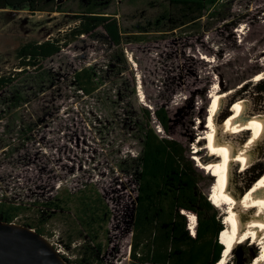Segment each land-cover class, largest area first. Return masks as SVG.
I'll use <instances>...</instances> for the list:
<instances>
[{
  "label": "rangeland",
  "instance_id": "374dc122",
  "mask_svg": "<svg viewBox=\"0 0 264 264\" xmlns=\"http://www.w3.org/2000/svg\"><path fill=\"white\" fill-rule=\"evenodd\" d=\"M75 10V3L68 4L66 13L0 10V76L19 70L16 50L21 45L62 39L57 54L39 61L41 70L29 68L15 78L12 89L0 91V200L35 204L52 198L58 188L75 192L92 184L111 211L105 262L135 264L129 258L137 192L132 161L141 150L142 108L152 113L165 108L168 135L153 117L156 132L188 148L198 168L210 175L198 165L204 155L195 150L209 130L212 92H245L264 113V82H252L264 70V0H219L200 26L150 33L140 42L123 35L121 54L100 27L73 37ZM158 11L153 0H114L107 9L117 13L126 33H135V26ZM90 66L102 86L85 96L72 75ZM239 136L242 141L247 134ZM258 146V163L244 172L233 168L241 191L264 171V139ZM207 177L200 186L209 195ZM210 202L224 222L228 203ZM23 220L25 216L18 218ZM49 225L57 234L46 241L57 254L71 256L59 243L61 226ZM256 245L254 240L237 244L225 264H250L256 250L259 254Z\"/></svg>",
  "mask_w": 264,
  "mask_h": 264
},
{
  "label": "trees",
  "instance_id": "16d2710c",
  "mask_svg": "<svg viewBox=\"0 0 264 264\" xmlns=\"http://www.w3.org/2000/svg\"><path fill=\"white\" fill-rule=\"evenodd\" d=\"M153 1L159 11L144 24L135 26V33L123 32L116 19L117 13L107 12L109 2L114 0H0V10L66 13L68 4L75 3L76 10L72 13L78 25L71 35L76 38L91 34L100 27L118 49L117 53L121 54L123 35L132 34L127 39L140 42L150 33L164 34L200 26L202 18L212 12L219 0ZM61 42L62 39L57 38L21 45L16 50L19 70L0 76V91L12 89L15 78L28 74L29 68L41 70L39 61L57 54L62 47ZM72 80L85 96L102 86L92 66L74 72ZM15 99V106H19L18 97ZM210 104L211 99L208 109ZM153 117L166 135L169 130L165 108L159 107L153 113L142 108V119L138 125L141 150L132 161L137 192L129 258L135 264H216L224 248L219 243V234L224 228L223 217L218 215L209 200L211 189L208 195L200 186L206 176L211 180L208 184L213 186L216 176L209 171L210 175H204L194 163V157H190L189 149L179 141L156 132L152 126ZM207 118L208 114L206 121ZM31 212L34 215H26ZM187 215L196 217L194 237L188 230ZM21 216H25V220L18 222ZM110 219L108 205L92 184L75 192L58 188L52 198L35 204L0 200L2 223L18 224L47 239L57 234L49 224H59V243L71 256L59 255L67 264H107L104 255L110 244ZM257 254L256 250L254 257Z\"/></svg>",
  "mask_w": 264,
  "mask_h": 264
},
{
  "label": "bare ground",
  "instance_id": "6f19581e",
  "mask_svg": "<svg viewBox=\"0 0 264 264\" xmlns=\"http://www.w3.org/2000/svg\"><path fill=\"white\" fill-rule=\"evenodd\" d=\"M253 77L252 82L261 84L264 70ZM242 84L246 86L247 80L240 83L238 89ZM244 93L235 88L212 92L206 121L209 130L198 139L205 141L196 151L200 150L205 161L198 165L216 176L209 199L216 206L226 202L229 205L224 228L219 234L224 248L216 264H225L237 244L250 240H254L259 248V254L250 264H264V171L244 191L239 189V181L234 179L233 173L234 167L244 172L258 163V145L264 139V113L253 106ZM244 134H247L244 140L237 139ZM194 160L198 161L197 158ZM188 217L190 229L194 228V215Z\"/></svg>",
  "mask_w": 264,
  "mask_h": 264
},
{
  "label": "water",
  "instance_id": "95a60500",
  "mask_svg": "<svg viewBox=\"0 0 264 264\" xmlns=\"http://www.w3.org/2000/svg\"><path fill=\"white\" fill-rule=\"evenodd\" d=\"M46 239L32 229L0 222V264H65Z\"/></svg>",
  "mask_w": 264,
  "mask_h": 264
},
{
  "label": "built area",
  "instance_id": "2783aa9c",
  "mask_svg": "<svg viewBox=\"0 0 264 264\" xmlns=\"http://www.w3.org/2000/svg\"><path fill=\"white\" fill-rule=\"evenodd\" d=\"M194 218H195V221H194V226H195V225H196V217H195V215H194ZM187 219H188V227L190 228V226H189V217H188V215H187ZM192 229H193V228L190 229V232H191V233H193Z\"/></svg>",
  "mask_w": 264,
  "mask_h": 264
},
{
  "label": "crops",
  "instance_id": "0c3cea01",
  "mask_svg": "<svg viewBox=\"0 0 264 264\" xmlns=\"http://www.w3.org/2000/svg\"><path fill=\"white\" fill-rule=\"evenodd\" d=\"M132 224H133V223H132ZM195 226H196V225H195ZM195 226H194V228L192 229V231L194 230L193 233L190 232V228L188 227L189 233H190V235H191L192 237H194V234H195ZM129 249H130V248H129Z\"/></svg>",
  "mask_w": 264,
  "mask_h": 264
}]
</instances>
